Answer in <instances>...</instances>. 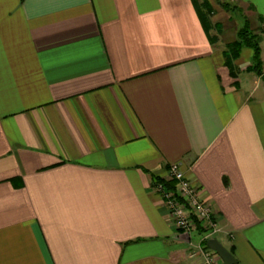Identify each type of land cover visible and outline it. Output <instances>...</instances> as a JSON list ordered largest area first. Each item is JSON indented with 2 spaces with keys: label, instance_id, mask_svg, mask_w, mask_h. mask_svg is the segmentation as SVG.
Masks as SVG:
<instances>
[{
  "label": "crops",
  "instance_id": "crops-1",
  "mask_svg": "<svg viewBox=\"0 0 264 264\" xmlns=\"http://www.w3.org/2000/svg\"><path fill=\"white\" fill-rule=\"evenodd\" d=\"M220 42L192 0H0V264H203L153 189L173 164L264 264V81Z\"/></svg>",
  "mask_w": 264,
  "mask_h": 264
},
{
  "label": "built area",
  "instance_id": "built-area-1",
  "mask_svg": "<svg viewBox=\"0 0 264 264\" xmlns=\"http://www.w3.org/2000/svg\"><path fill=\"white\" fill-rule=\"evenodd\" d=\"M153 189L161 195L164 207L181 233L190 236L199 229L202 231L199 242L190 244V257H201L203 264H223L217 253L207 246V241L221 232L214 212L201 199L199 187L186 179L180 164L171 165L168 180L155 181Z\"/></svg>",
  "mask_w": 264,
  "mask_h": 264
},
{
  "label": "trees",
  "instance_id": "trees-1",
  "mask_svg": "<svg viewBox=\"0 0 264 264\" xmlns=\"http://www.w3.org/2000/svg\"><path fill=\"white\" fill-rule=\"evenodd\" d=\"M197 11L201 25L212 45L217 44L220 35L223 33L224 27L221 23L212 22L215 14L213 5L209 0H192ZM226 12L229 11L227 4L223 5ZM237 39L225 45L226 66L229 68L231 75L236 78L239 68L236 62L240 59L242 51L249 49L253 53L250 65L245 69L247 73L255 74L264 81V62L262 59V37L251 30V24L248 19L245 24L237 31ZM156 181H162L156 179ZM173 187V185H171Z\"/></svg>",
  "mask_w": 264,
  "mask_h": 264
},
{
  "label": "rangeland",
  "instance_id": "rangeland-1",
  "mask_svg": "<svg viewBox=\"0 0 264 264\" xmlns=\"http://www.w3.org/2000/svg\"><path fill=\"white\" fill-rule=\"evenodd\" d=\"M209 1L213 5L215 11V14L212 17L213 24L218 22L221 23L226 33L220 36L221 38L220 44L222 43V46H224L225 42L226 43L233 42L234 40L237 39L236 37L237 31L240 28H242L245 24L246 18H245L244 10L246 11L247 8L243 7L244 8L243 10L242 6L239 5L236 0H209ZM224 4H227L229 6L228 12H226L225 9H223ZM251 30L259 35H262V33L259 32V29L255 27V25H253V23L251 24ZM263 39L264 37H262V41ZM252 57H253L252 51L245 50L243 57L240 60H238L237 63L238 65L245 64L246 62L252 61Z\"/></svg>",
  "mask_w": 264,
  "mask_h": 264
},
{
  "label": "water",
  "instance_id": "water-1",
  "mask_svg": "<svg viewBox=\"0 0 264 264\" xmlns=\"http://www.w3.org/2000/svg\"><path fill=\"white\" fill-rule=\"evenodd\" d=\"M207 246L217 253L223 264H237L233 254L229 252L216 238L208 240Z\"/></svg>",
  "mask_w": 264,
  "mask_h": 264
}]
</instances>
